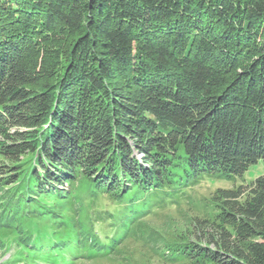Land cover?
<instances>
[{"label":"trees","instance_id":"16d2710c","mask_svg":"<svg viewBox=\"0 0 264 264\" xmlns=\"http://www.w3.org/2000/svg\"><path fill=\"white\" fill-rule=\"evenodd\" d=\"M0 158V264L114 257L159 197L264 164V0H0ZM209 201L155 257L264 264V175Z\"/></svg>","mask_w":264,"mask_h":264},{"label":"rangeland","instance_id":"374dc122","mask_svg":"<svg viewBox=\"0 0 264 264\" xmlns=\"http://www.w3.org/2000/svg\"><path fill=\"white\" fill-rule=\"evenodd\" d=\"M0 161H2L1 158ZM260 175H264V164L262 162H258L256 165L250 167L243 174L242 178H237L234 182L223 179H205L197 187L185 189L183 191L184 195L177 194L179 197H176V195L173 196L175 197L173 199L175 202L170 204V206H165L164 200L159 197L157 200L158 204L151 203L145 207V210H149L150 214H147L137 224L140 230H147L146 235L144 237L142 236L144 240L142 238L138 240L133 239L132 235L135 234L136 236L138 233L137 230L130 232L123 228L121 229L120 237L124 240L127 233H130V236L125 239L122 247L114 254V257L108 259L100 257L99 259L95 258L93 260H84L75 257L73 258L72 264H165L164 261L158 260L157 256L155 257L152 250L157 248V252H163L174 243L190 241L192 239L191 217L199 215L205 212V210L208 211L210 208L208 212L209 214L212 213V204L209 199L210 195L216 189H230L240 184H248ZM74 187L76 189L75 192L78 194L85 192L86 185L83 182L77 181ZM68 188L65 187L67 190ZM91 196L92 194L89 192L81 195V200L86 201L84 205L90 203L92 198L89 197ZM99 200L101 201L102 199ZM86 211L89 212L90 210L85 208L84 214ZM102 224H104V221H102ZM103 238L107 241L110 240L107 242L110 247L115 241L117 242L120 239L117 234L109 235L108 237L103 236ZM10 253L7 254L6 258L11 256ZM178 264L186 263L181 261Z\"/></svg>","mask_w":264,"mask_h":264}]
</instances>
